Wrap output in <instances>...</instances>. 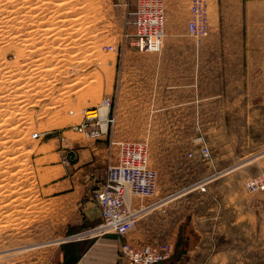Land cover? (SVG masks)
<instances>
[{
	"label": "rangeland",
	"instance_id": "1",
	"mask_svg": "<svg viewBox=\"0 0 264 264\" xmlns=\"http://www.w3.org/2000/svg\"><path fill=\"white\" fill-rule=\"evenodd\" d=\"M212 1L215 0H205L209 24L208 34L198 41L186 30L190 11L186 23L173 25L171 30L163 0L164 35L160 37L161 46L158 51L171 50V48L192 50L202 48L214 28L210 23L209 14ZM71 2L73 6L68 8L69 13H62V17L61 15L58 17L66 16L68 19L66 20L68 23L59 26V37L71 36L70 40L69 38L65 39V42L59 40L63 42L59 44L58 40L54 41L46 36L44 40H42L43 37L34 36V40H37L28 47L34 51L31 53H35V57L39 56L37 58L40 61L34 62L37 65L32 63L27 71L30 69V77L34 72L37 76L34 74L31 79L27 77L28 74L25 73L27 71L22 63L28 58L25 55L21 56L20 50L23 46L19 41H15L16 46L6 53V59L11 61L12 67L16 69L17 63H20V67L23 68L21 73L25 71L23 73L29 79L27 82L31 83L25 84L26 77L23 73L21 77L17 76L16 78L18 80L21 78V81L17 83V80L13 86V90L15 88L16 91H9L13 96L15 93L13 98L17 105L9 102L10 100L13 102V98L12 95H8L11 99L5 100L6 104L4 102L2 107L5 105V117L16 116L11 126L14 125V128L17 126L20 131L13 128L15 132L13 146L15 153L18 154L17 158H22L21 161L19 160L22 164L17 162L18 165H16L19 172L17 177L22 183H20L23 191L22 202L28 200L29 194L31 195L29 203L32 206L25 203L22 206L21 202L16 206L18 212L12 214V218H6L7 220L0 218L3 221H0V253L3 255V257L0 256V264H84L88 260L91 262L93 260L91 257H94L88 253V247L105 236L119 238L122 243L126 242L144 250L150 248L160 250L165 258L157 264H264V190L250 191L244 185L246 179L264 170V157L249 165L250 170H253L250 174V171L240 168L223 177L222 180L225 183L222 187L225 193L215 195L214 190L209 189V185L198 182L197 170L201 165L200 162L192 161L191 156L182 153L181 149L190 152L191 149H199L206 145L214 157L216 137L212 135L199 141L197 140L199 137L196 136L186 145L171 142V120L164 119L168 117V114H163L156 120L141 121L135 118L133 112L129 120L115 121L109 137L111 141L127 140L145 144L147 164L157 173L158 185L153 195L128 194L131 198V211L138 212L142 207L171 194L174 195L173 198H169L168 202L153 209L136 213L135 225L125 235H118L112 230L102 235L91 234L93 231L91 229L95 227L97 230L101 229L94 192L99 187L106 168L117 163L118 146L110 144L108 135L99 139L86 137L83 133L75 131L73 126L80 123L84 107H92L106 96L112 98L113 85L119 77L117 66L120 63L126 65L137 63L136 55L133 53L138 50L135 47L134 38L136 0H71ZM48 11L45 10L43 13L47 18L40 19L42 25L40 24L39 27L55 25L49 20L53 10ZM67 13L68 16L65 15ZM68 17L72 20L74 17L75 23L70 22ZM171 32L180 34L177 42H171ZM86 39L90 44L85 45ZM37 42L40 46L44 45L45 49L42 52L35 51V48L39 46ZM56 44L62 46L61 51L55 50L56 53L59 51L61 56L57 53L59 56L53 58L52 55L56 56V53L53 50L50 52V48ZM122 52H126L125 57L118 59V54ZM138 63L146 70V65L152 62L151 58L145 57ZM50 67L55 70L44 75ZM77 79L79 82L76 84L74 82ZM25 85L31 90L27 91L28 88ZM18 87L21 89L19 90ZM21 91L23 95L18 97ZM91 91L98 93L99 97L96 99V95L91 101L90 98L82 101L85 93ZM16 93L18 98H15ZM113 108L112 98V114L114 115ZM8 113L12 115L9 116ZM15 120L21 122H15ZM22 132H26L25 135ZM99 141L102 142L98 145ZM21 150L24 151L21 152ZM212 156L207 160L201 158V162L210 167V162L214 159ZM239 173L244 174V178L240 177ZM191 186L194 188H189ZM30 189L34 192L31 193ZM15 208L14 210H17ZM151 217H153L150 221L153 239H142L134 243L132 238L137 232L135 230L141 227L144 219ZM179 222L188 224V228L185 229L187 242L180 252L175 253L171 236L175 225L177 231L180 229ZM138 239L140 238L137 237L136 240ZM81 244L84 247L81 248ZM12 254L15 255L12 256ZM8 255L12 256L11 259ZM112 261V264H130L122 259L120 254Z\"/></svg>",
	"mask_w": 264,
	"mask_h": 264
},
{
	"label": "crops",
	"instance_id": "2",
	"mask_svg": "<svg viewBox=\"0 0 264 264\" xmlns=\"http://www.w3.org/2000/svg\"><path fill=\"white\" fill-rule=\"evenodd\" d=\"M164 3L171 30L173 25L186 23L189 0ZM210 10L214 28L202 48L135 50V65L117 66L119 77L111 96L116 122L129 120L133 112L141 121L168 114L164 119L171 120V142L186 145L193 137L200 141L214 135L217 143L210 167L201 162L198 148L190 152L192 161L201 164L197 181L209 185L217 195L225 193L223 177L240 168L250 174L249 165L264 157V0H215ZM179 35L171 32V42H177ZM124 53L118 54V59L125 57ZM145 57L152 62L146 70L138 63ZM97 209L100 216L98 205ZM152 218L144 219L135 230L134 243L153 239ZM180 225L178 231L174 226L171 236L175 253L187 242L188 224ZM121 243L110 236L97 239L88 247L93 260L84 264H112Z\"/></svg>",
	"mask_w": 264,
	"mask_h": 264
},
{
	"label": "built area",
	"instance_id": "3",
	"mask_svg": "<svg viewBox=\"0 0 264 264\" xmlns=\"http://www.w3.org/2000/svg\"><path fill=\"white\" fill-rule=\"evenodd\" d=\"M162 3L163 0H136L134 38L135 47L140 51L160 49V35L165 21ZM189 11L190 18L186 30L189 35L200 41L207 36L209 30L205 0H190ZM102 105L106 108L103 117L99 114ZM88 111H93L94 114ZM114 124L112 98L106 96L100 103L86 108L82 112L80 123L73 126V129L86 137L99 139L107 135L109 137ZM109 140L110 144L118 146L117 163L106 168L105 175L94 192V199L100 212L101 228L125 235L134 227L136 214L126 203L127 192L151 196L157 189L158 177L156 171L147 164L145 144L127 140L111 141L110 137ZM198 153L205 160L211 156L206 145L201 146ZM187 155L192 156V152H188ZM244 185L250 191L264 190V170L246 179ZM119 254L130 264H156L165 258L160 250L152 248L144 250L126 242L121 244Z\"/></svg>",
	"mask_w": 264,
	"mask_h": 264
},
{
	"label": "bare ground",
	"instance_id": "4",
	"mask_svg": "<svg viewBox=\"0 0 264 264\" xmlns=\"http://www.w3.org/2000/svg\"><path fill=\"white\" fill-rule=\"evenodd\" d=\"M32 1H34V2H32ZM72 4V2H71V0H59V1H57V0H0V218L2 219H8V218H10L11 216H12V214L14 215V214H17V212H18V207H16L19 203H21L23 200H22V196H23V191L21 190V186H20V179L18 178L19 177V175H18V170H17V168H16V165H18V163L20 164V162H19V160L20 159H22V158H20V159H18L17 158V155L18 154H16L15 153V148H14V146H13V143H14V141L15 140H13V134H15V132H14V130H13V126H11L12 124H11V122L13 123V121H14V118L16 117L15 115H14V117H13V115L12 114H10V113H8V114H10L9 116H11L12 115V117H5L6 115V110H5V105L2 107V105L4 104V102H5V100L6 101H9L10 99H11V97H9L8 95H12V98L15 96V93H14V96H13V94L11 93H9V91H12L13 90V86L15 85V83H16V81L18 80L16 77L18 76V78H19V76L21 77V75H22V73L23 72H25V71H23L22 73H21V69H23V68H21L20 67V63H17V65L19 66H17V68L16 69H14L13 67H12V64H11V61H9V60H7L6 59V53L9 51V49L10 48H13V46L15 47L16 45H14V44H16L15 43V41H19V43L23 46V49L22 50H20L21 51V53H22V55L21 56H27V58L29 59H27L26 60V58H25V62L24 63H22L23 64V67H25L24 69L27 71V68H30V65H32V63H33V65H37V64H34V62L37 60V61H40L39 60V58H37V57H39L38 55H37V57H35L36 56V54L34 53V54H32L34 51L33 50H31L30 48H28V47H30V46H32L33 45V41H35V40H37V39H35L34 40V36H39V37H37V38H40V37H43V39L42 40H44V36H46V37H48V39H52V40H64V42L66 41L65 39H68L69 38V40H70V38H71V36L69 37L68 36V38H67V36L66 37H63L62 35V37L60 36L59 37V32L60 31H58V28H59V26L61 25H65L66 23H68V21L66 22V20H68L67 19V17L65 16V17H63V18H61L62 17V13L64 14L65 12H68L69 13V9L68 8H71L73 5H71ZM53 8V9H52ZM77 8V7H76ZM65 9H67L66 11H65ZM45 10H50V11H52L53 10V12H52V14L50 15L51 16V18L53 19H49V20H51V21H53L52 22V24H55V25H53V26H50V27H39V25L41 24L40 22H41V20L40 19H42L43 17H45V18H47L46 16H44L43 15V13L45 12ZM162 10H163V3H162ZM21 12L23 13V14H21ZM49 12V11H48ZM50 13V12H49ZM68 13L67 14H65V15H67L68 16ZM21 14V15H20ZM61 15V17L60 18H58L59 16ZM49 17V16H48ZM69 18V17H68ZM72 18V17H71ZM55 19L57 20V21H55ZM70 19V18H69ZM77 19H79V17L77 18ZM45 20H47V19H45ZM71 21L70 22H74L73 20H74V17H73V20L72 19H70ZM51 21H50V24H51ZM77 21V20H76ZM79 21V20H78ZM77 21V22H78ZM44 22V21H43ZM49 23V22H48ZM75 23V22H74ZM74 23H71V24H74ZM44 24V23H43ZM51 24V25H52ZM134 24H135V22H134ZM42 25V24H41ZM46 25V24H45ZM49 25V24H48ZM60 26V27H61ZM163 32L164 31H162V35H160V37H162L164 34H163ZM81 38V37H80ZM89 39V38H88ZM41 40V41H42ZM47 40V39H46ZM84 40H85V38H84ZM83 40V41H84ZM38 41H39V39H38ZM62 41H59V44H60V42H62ZM75 41H77L76 39H75ZM50 42V41H49ZM92 42V41H91ZM39 42H37V44H38ZM55 43V42H54ZM63 43V42H62ZM72 43H74V42H72ZM80 43V42H79ZM83 43V42H82ZM87 43H89L88 41H87V39H86V43H85V45H87ZM30 44H32V45H30ZM68 44V43H67ZM70 44V43H69ZM90 44V43H89ZM20 45V46H21ZM39 45V44H38ZM73 45V44H72ZM65 46V45H64ZM63 46V47H64ZM74 46H75V44H74ZM19 47V46H18ZM17 47V48H18ZM62 47V46H61ZM61 47L59 46V45H54L52 48H50L51 50H50V52H52V50L54 51V53H56V51L55 50H60L61 51ZM69 47H70V45H69ZM75 47H77V46H75ZM66 48V47H65ZM34 49V48H33ZM45 48H44V45L43 46H38L37 48H35V51H37L38 52V50L39 51H43ZM75 49V48H74ZM73 49V50H74ZM12 50V49H11ZM66 50V49H65ZM65 50H62V51H65ZM18 51V50H17ZM16 51V52H17ZM47 51H49V50H47ZM19 52V51H18ZM32 52V53H31ZM41 52H39V53H41ZM20 53V52H19ZM43 53H45V51L43 52ZM57 53H59V55L61 56V54H60V52L59 51H57ZM57 53H56V56L54 55H52V57L54 58H56V57H58L59 55H57ZM63 53V52H62ZM38 54V53H37ZM48 54V53H47ZM32 55V56H31ZM43 55H41V57H42ZM45 56V55H44ZM40 57V58H41ZM24 58V57H23ZM46 58V57H45ZM16 60V59H15ZM42 60H43V58H42ZM46 60V59H45ZM55 60H58V59H55ZM18 61V60H17ZM79 62V61H78ZM15 66V67H16ZM40 66V65H39ZM53 68H55V67H53ZM36 69H37V67H36ZM46 69V68H45ZM39 70H40V68H39ZM38 70V71H39ZM42 70H44V69H42ZM41 70V71H42ZM48 71H46L47 73H45L44 72V75L46 74H48V72L50 73V71L52 72V71H54L55 69H52V67H50V68H48L47 69ZM32 71V70H31ZM33 71H35V70H33ZM32 71V72H33ZM37 71V70H36ZM31 72V73H32ZM25 73H27L28 74V78L29 79H31L32 78V76L35 74V76H37L36 75V72H34V74L32 75L31 74V77L29 76L30 75V69L27 71V72H25ZM23 76L24 77H26L25 75H24V73H23ZM22 76V77H23ZM23 77V78H24ZM26 77V82H25V84L27 85V83L28 84H31L30 82H27V78ZM34 77V76H33ZM21 79V78H20ZM19 79V80H20ZM28 79V80H29ZM35 79V78H34ZM39 79H40V77L38 78V81H39ZM80 79L82 80V77H80ZM19 80H18V82L17 83H19ZM23 80V79H22ZM25 80V79H24ZM37 80V79H36ZM78 80V79H77ZM75 81L74 83H76V82H79V80L78 81ZM21 81V80H20ZM32 81V80H31ZM35 82V81H34ZM41 82V81H40ZM80 82H82V81H80ZM20 83H22V82H20ZM42 83V82H41ZM72 83V82H71ZM33 84V83H32ZM38 84V83H37ZM77 84V83H76ZM75 84V85H76ZM82 84V83H81ZM17 85V84H16ZM25 85V86H26ZM67 85V84H66ZM79 85H80V83H79ZM19 86V85H18ZM16 87V86H15ZM27 88H28V86H26ZM29 87H30V85H29ZM68 87V86H67ZM19 88V90L21 89L20 87H18ZM64 88H66V87H64ZM81 88V87H80ZM33 89H34V87H33ZM41 89V88H40ZM3 90V92H1ZM18 90V89H17ZM27 90V89H26ZM26 90H25V92H26ZM31 89H29L28 88V90L27 91H30ZM35 90V89H34ZM67 90H69V89H67ZM66 90V91H67ZM13 91H16V89L14 88V90ZM22 91L24 92V88L22 89ZM21 91V92H22ZM79 91H80V89H79ZM20 92V96H18L17 95V93H16V97L15 98H18V97H21L22 95H23V92L21 93ZM39 92V91H38ZM97 92H99V91H97ZM19 93V92H18ZM75 93H77V92H75ZM95 91H91V92H88V93H85V96H83L82 97V101H85V100H87L88 98H90V101H91V99L92 98H94L96 95V99L99 97V94L97 93H95ZM32 94H33V92H32ZM37 94V93H36ZM61 94H62V92H61ZM29 95V94H28ZM27 95V96H28ZM34 95V94H33ZM18 96V97H17ZM24 96H25V94H24ZM29 97V96H28ZM8 98H10L9 100H7ZM23 98V97H22ZM31 98V97H30ZM81 98V97H80ZM25 99V98H24ZM28 99V98H27ZM17 100H19V99H17ZM26 100V99H25ZM80 100V99H79ZM23 101V100H22ZM89 101V100H88ZM10 103H14V102H16V100L14 101V98H13V102H11V100L9 101ZM19 102V101H18ZM20 102H21V100H20ZM25 102V101H24ZM8 103V102H7ZM9 103V104H10ZM17 103V102H16ZM16 103H14L13 105H15ZM83 103H85V102H83ZM100 103V102H99ZM5 104H6V102H5ZM13 105H11V106H13ZM17 105V104H16ZM20 105V104H19ZM18 105V106H19ZM24 105V104H23ZM8 105H6V107H7ZM103 107H101L100 108V112H99V114L103 117L104 115H105V113H106V108L104 107V105H102ZM15 107V106H14ZM22 107V106H21ZM93 107V106H92ZM13 108V107H12ZM90 108V107H89ZM85 107H84V109H83V111L82 112H84L85 111ZM9 110V109H8ZM14 111V110H13ZM75 112V111H74ZM88 112H90V113H92V114H94L93 113V111H88ZM70 113V112H69ZM72 113H73V111H72ZM13 114H14V112H13ZM18 114V113H17ZM82 115V114H81ZM19 116H17V118H18ZM17 118H16V120H17ZM18 119H20L21 120V118L19 117ZM15 120V122H19V120L18 121H16ZM21 122V121H20ZM19 122V123H20ZM22 122H23V120H22ZM15 124V123H14ZM18 124V123H17ZM19 126V125H18ZM26 126V125H25ZM24 126V127H25ZM16 129H17V126L15 127ZM14 128V129H15ZM20 128V127H19ZM22 128V127H21ZM18 130V129H17ZM16 131V130H15ZM18 131H20V130H18ZM17 132V131H16ZM22 133H24V132H22ZM26 133V132H25ZM25 133H24V135H25ZM23 135V134H22ZM30 135V134H29ZM23 137V136H22ZM21 137V138H22ZM16 139H17V137H16ZM29 140V139H28ZM24 141V140H23ZM142 143V142H141ZM20 151V150H19ZM24 151V150H23ZM22 150H21V152H23ZM18 152V151H17ZM24 156V155H23ZM27 160V159H26ZM30 160V159H29ZM21 161V160H20ZM25 161V160H24ZM18 162V163H17ZM30 162V161H29ZM249 162V161H248ZM27 163V162H26ZM38 163H39V161H38ZM247 163V162H246ZM22 164V163H21ZM20 164V165H21ZM245 164V163H244ZM244 164H242V165H244ZM236 166V165H235ZM241 166V165H240ZM21 168H23V166H20ZM13 168H15V170H13ZM21 173H22V171H21ZM39 173V172H38ZM23 174V173H22ZM22 174H20V176L22 175ZM18 176V177H17ZM23 177H24V174H23ZM23 177H21V178H23ZM213 178V177H212ZM28 179V178H27ZM33 180H35V179H33ZM31 181V180H30ZM28 182H29V180H28ZM30 183V182H29ZM200 183V182H199ZM199 183H197V184H199ZM22 184V183H21ZM24 184H25V182H24ZM33 185V184H32ZM23 186V185H22ZM193 186H195V185H193ZM193 186H191V187H189V188H192ZM194 188V187H193ZM24 190H26V189H24ZM188 190H190V189H188ZM187 190V191H188ZM30 191H31V193L32 192H34V191H32V189H30ZM131 192L130 191H128L127 192V195H126V203L128 204V206L130 207V203H131V198H130V196L128 195V194H130ZM179 194V193H178ZM34 195V194H33ZM131 195V194H130ZM28 196H30L29 198H31V195H29L28 194ZM173 194H171V195H169V196H167V197H164V198H162V199H160V200H157L155 203H153V204H151V205H148V206H144V207H142L141 209H139L138 210V212L135 210V213H141V212H144V211H148V210H150V209H153L154 207H157V206H159V205H161V204H163L164 202H166L169 198H173ZM178 196V195H177ZM26 197V196H25ZM25 197H23V198H25ZM33 197V196H32ZM29 198H28V202L26 201V202H22L23 203V205L22 206H24V203H25V205L26 204H29L28 206H32L31 205V203H29L30 202V200H29ZM34 198V197H33ZM32 198V199H33ZM25 199H27V197L25 198ZM34 202V201H33ZM33 202H32V204H33ZM168 202V201H167ZM37 204V203H36ZM16 207V208H15ZM20 207V206H19ZM14 208L15 209H17V210H14ZM21 208V207H20ZM24 208V207H23ZM22 208V209H23ZM22 209H21V212L23 213V211H22ZM26 209H27V207L25 208V212H26ZM34 209V208H33ZM14 210V211H13ZM14 212V213H13ZM146 213V212H145ZM29 214V213H28ZM32 214V213H31ZM36 214V213H35ZM19 215H20V212H19ZM30 215V214H29ZM33 215V214H32ZM31 216V215H30ZM37 217V216H36ZM12 218V217H11ZM21 218V217H20ZM19 218V219H20ZM23 218V217H22ZM6 219V220H7ZM18 219V220H19ZM39 219V218H38ZM15 220V219H14ZM1 221V220H0ZM1 222H3V221H1ZM11 223V222H10ZM25 223H27V222H25ZM31 223V222H30ZM28 224V223H27ZM28 227V226H27ZM97 227H95V229H91V230H93L92 232H91V234H93V235H101V234H103V233H105V232H107V230L106 229H103V228H101V229H96ZM98 228H100V226L98 227ZM18 229V228H17ZM95 230V231H94ZM19 232V231H18ZM63 240V239H62ZM56 243V242H55ZM34 246V245H33ZM19 247V246H18ZM26 247V246H25ZM29 248V247H28ZM11 249V248H10ZM12 250V249H11ZM20 251V250H19ZM4 252H6V251H4ZM13 252V251H12ZM11 252V253H12ZM14 252H16L15 250H14ZM2 253H0V256H2L3 257V255H1ZM4 254V253H3ZM6 254H8V252L6 253ZM5 254V255H6ZM18 254V253H17ZM4 255V256H5ZM13 255H15V254H12V256ZM9 256V258L11 259V257L12 256H10V255H8ZM1 258V257H0ZM5 258V257H4ZM8 263V262H7Z\"/></svg>",
	"mask_w": 264,
	"mask_h": 264
}]
</instances>
